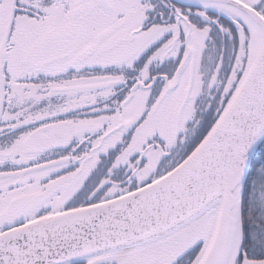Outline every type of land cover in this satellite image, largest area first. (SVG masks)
<instances>
[{"label":"snow or ice","instance_id":"snow-or-ice-1","mask_svg":"<svg viewBox=\"0 0 264 264\" xmlns=\"http://www.w3.org/2000/svg\"><path fill=\"white\" fill-rule=\"evenodd\" d=\"M0 264H264V0H0Z\"/></svg>","mask_w":264,"mask_h":264}]
</instances>
